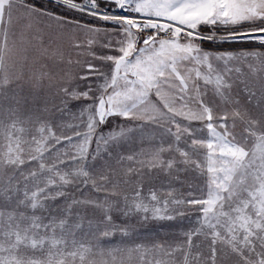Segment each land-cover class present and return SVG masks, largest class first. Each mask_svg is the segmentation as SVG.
Wrapping results in <instances>:
<instances>
[{
  "label": "snow or ice",
  "instance_id": "snow-or-ice-1",
  "mask_svg": "<svg viewBox=\"0 0 264 264\" xmlns=\"http://www.w3.org/2000/svg\"><path fill=\"white\" fill-rule=\"evenodd\" d=\"M51 2L0 0V264H264V0Z\"/></svg>",
  "mask_w": 264,
  "mask_h": 264
},
{
  "label": "rangeland",
  "instance_id": "rangeland-1",
  "mask_svg": "<svg viewBox=\"0 0 264 264\" xmlns=\"http://www.w3.org/2000/svg\"><path fill=\"white\" fill-rule=\"evenodd\" d=\"M35 2H38L42 4L45 8H48L50 10H53L55 12H62L64 9L62 7H58L54 3L51 2V0H35ZM82 2V0H80ZM68 15H75L77 18H80L84 21H90L92 18L88 17L86 14H80V13H68ZM98 26L100 27H111L110 24H106V22L103 21H95ZM224 46H231V45H224ZM227 48V47H226ZM68 131V130H65ZM70 134V132H69ZM195 214H193L194 216ZM165 226V227H162ZM191 226V221L187 218L177 220V221H159V222H153L146 226V228H140L139 225H137L138 229L143 233L146 230H151L150 234H158L160 237L167 238L170 235L175 234L177 239L180 238L179 232L182 228H188ZM114 240L116 242H119V236L115 237Z\"/></svg>",
  "mask_w": 264,
  "mask_h": 264
},
{
  "label": "trees",
  "instance_id": "trees-1",
  "mask_svg": "<svg viewBox=\"0 0 264 264\" xmlns=\"http://www.w3.org/2000/svg\"><path fill=\"white\" fill-rule=\"evenodd\" d=\"M35 3L40 4V3H38V2H35ZM210 46H211V45H206V47H210ZM224 47H229V46H224ZM230 47L235 48V47H239V45H231ZM162 227H165V226H162Z\"/></svg>",
  "mask_w": 264,
  "mask_h": 264
}]
</instances>
